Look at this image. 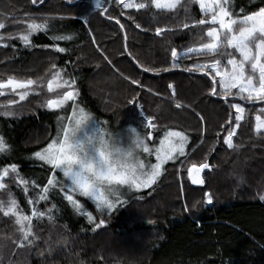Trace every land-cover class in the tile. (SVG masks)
I'll list each match as a JSON object with an SVG mask.
<instances>
[{
  "label": "trees",
  "instance_id": "16d2710c",
  "mask_svg": "<svg viewBox=\"0 0 264 264\" xmlns=\"http://www.w3.org/2000/svg\"><path fill=\"white\" fill-rule=\"evenodd\" d=\"M42 1L0 0V22L5 25L0 29V82L38 81L33 86L41 88L45 105L15 112L0 103V113H14L0 115V136L8 146L0 153V170L17 166L16 173L3 177L0 201L7 203L11 193L23 214L31 215L33 209L44 213L32 219L33 244L18 247L15 218L0 212V264H264V134L253 130L264 101L227 98L245 108L229 149L223 138L229 123L234 126L235 109L219 94L212 95L210 76L185 69L239 54L230 48L215 57L190 54L172 67L173 47L181 52L208 41L207 27L213 25L193 21L210 17L194 0H180L172 10L156 9L151 0H135L146 5L142 9L125 8L120 0H99L100 8L98 0H46L39 5ZM262 7L264 0L228 4L234 18ZM31 20L46 22V28L29 33ZM185 23L189 28H183ZM157 28L163 29L160 35ZM24 34L27 44L20 39ZM57 71L69 85L49 92L47 82ZM66 92L74 99L59 108L47 107L49 99H62ZM35 99L37 93L22 108L30 110ZM75 107L114 126L132 125L147 140L182 131L188 137L184 155L167 161L155 184L119 208L98 210L81 198L85 209L77 212L66 199L75 193L62 187L61 173L30 157L57 137ZM147 118L154 127H147ZM205 162L209 168L200 175L204 183L192 184L187 169ZM52 177L55 185L42 200ZM205 193L211 195V204Z\"/></svg>",
  "mask_w": 264,
  "mask_h": 264
},
{
  "label": "snow or ice",
  "instance_id": "6c2138e0",
  "mask_svg": "<svg viewBox=\"0 0 264 264\" xmlns=\"http://www.w3.org/2000/svg\"><path fill=\"white\" fill-rule=\"evenodd\" d=\"M35 2V0H34ZM195 3L199 4L200 10L205 16H209L210 19H199L193 21L194 25H206L211 24L213 26L207 27L206 36L208 37L207 42H201L198 46L186 47L184 51L178 52L176 47L171 49L172 57V67H178L177 60L181 57L188 55H204V56H221L225 55L221 52L223 48L234 49L236 53L239 54V58L231 53H227L226 64H222L220 59H212L208 63H197L193 64L191 67L186 68L185 71H200L204 72L205 75L210 76L212 80L211 89L212 95L219 94L220 98L229 103L227 97L234 96L239 97L241 100L246 101H264V7L260 8L258 12H253L250 15H245L243 17L234 18L230 11L228 10L229 0H194ZM179 0H151L152 6L156 9H175ZM100 8L99 0L96 5ZM125 8L136 7L138 9L145 8L144 3L133 4L131 0L124 4ZM219 25L217 28L215 25ZM5 27L4 23L0 22V29ZM46 28L45 23H37L35 20H31L27 24V30L29 33H35L38 30H44ZM183 28H189V24H183ZM163 29L157 28L156 34L160 35ZM71 36H58L55 39L70 40ZM20 39L25 42L29 41V36L27 34L21 35ZM59 52H64V48H59ZM55 67V65H53ZM148 71V69H145ZM167 71V69H165ZM217 78L218 81H217ZM133 84H137L138 81L132 80ZM217 83L219 85V93H217ZM37 81L32 79L17 81L9 78L6 82H0V89L5 87H11L15 89H26L18 93L20 100H24L28 95L27 89H30L33 85H36ZM65 85H69V81L63 80L61 82L60 72L57 71L53 74L52 79L48 80L47 88L48 91H53L55 88H61ZM172 88V85H168ZM235 89V92L233 90ZM74 99L72 92L64 93L62 99L47 101V107L50 109L59 108L64 104L65 100ZM15 100H9L4 107L7 109L9 105L15 104ZM177 107L180 104L177 103ZM231 109H235L234 115V126L229 123L228 134L223 138V143L227 145L229 149L233 148V136L236 134V129L241 126V121L243 119L245 108L241 106L240 103H229ZM261 114L255 116V126L254 132L258 135L264 134V108L259 110ZM0 115L12 116L14 113L11 110H6ZM88 114L80 109L79 113H74L73 117H77V123L80 120L87 119ZM70 118V122L72 118ZM148 119L147 127H154L150 118ZM201 119H203L201 117ZM68 126L61 125L60 131L62 132V138L48 144V146L41 152H36L34 155L41 161L52 166L53 170H59L61 173L63 171L61 165L66 159V145L65 141L67 139ZM188 142V137L182 131H167L164 137L159 142V147L155 149V163L150 164L146 170L145 174L138 179L131 180V188L139 190L142 188H148L155 184L157 178L161 174L162 165L169 160H174L176 155H184L185 145ZM8 148L5 140L0 136V153L6 151ZM149 152V147L146 146L144 153ZM208 163H201L198 167L193 164L187 169V174L192 184H203L204 180L201 178L200 173L203 169H208ZM17 172V166L11 165L10 168L6 167L0 170V189L5 188V184L2 182L3 177L9 174ZM75 176L73 174V182L66 183L64 181L60 182L62 187L68 188L70 191H78L84 197L89 198L95 203L98 210H112L118 203H120L119 197L122 195L120 190L111 197H104L95 191L89 190L86 186H79L78 190L75 186ZM55 177L49 178L47 185L43 188L40 195V199H46L47 193L49 191V186L55 185ZM20 183H27L21 180ZM112 183L117 186L127 185V181L120 180L119 178L112 181ZM129 188V187H128ZM27 191V189H25ZM9 199L7 203L0 201V212L4 216H12L15 218V224L18 225L17 231L20 234L18 247H27L33 244L34 235L32 233V219L33 217L43 216L44 213L38 212L33 209L31 215H25L19 209L15 199L11 197V193L8 194ZM205 201L208 204L212 203V197L209 193L204 194ZM66 199L72 204L73 208L79 212L80 204L73 200L71 195L66 196ZM260 199L264 201V195L260 196ZM31 203V201H29ZM195 206V205H193ZM89 222H92L93 217L91 214H86ZM51 218V217H50ZM104 221L101 220L97 227L103 224ZM151 223V221H150ZM14 243H16L14 241Z\"/></svg>",
  "mask_w": 264,
  "mask_h": 264
},
{
  "label": "clouds",
  "instance_id": "9594fccd",
  "mask_svg": "<svg viewBox=\"0 0 264 264\" xmlns=\"http://www.w3.org/2000/svg\"><path fill=\"white\" fill-rule=\"evenodd\" d=\"M92 119L77 123L73 117L68 127L66 145V159L61 167L63 178L68 183L73 182L75 173V186H86L89 190L111 197L120 190V185L112 183L115 179L127 181L131 188V180L138 179L145 174L146 165L142 160L147 146L144 134L128 126L121 136L105 127L95 136L81 138L83 126Z\"/></svg>",
  "mask_w": 264,
  "mask_h": 264
},
{
  "label": "rangeland",
  "instance_id": "374dc122",
  "mask_svg": "<svg viewBox=\"0 0 264 264\" xmlns=\"http://www.w3.org/2000/svg\"><path fill=\"white\" fill-rule=\"evenodd\" d=\"M123 4H125V3H128L129 2V0H120ZM180 1V0H179ZM131 3H133L134 5H135V0H131ZM259 11V10H258ZM258 11H256V12H258ZM104 15H106V11H105V13H104ZM248 15H250V14H248ZM217 28L219 27V25H217L216 26ZM237 58H239V56H236ZM227 61V60H226ZM226 61L225 62H221L222 64H226ZM219 79V78H218ZM32 80H34V79H32ZM20 81H22V80H20ZM35 81V80H34ZM37 83H38V81H37ZM40 90H41V88L40 87H36V86H32L30 89H27V91H28V95L25 97V99L24 100H20V98H19V95H18V93H20V92H22V91H26V89H15V90H13L11 87H5V88H3V89H0V103H2V104H5V103H7L9 100H15L16 101V103L15 104H12V105H9L8 106V109H14L15 108V112H18V111H20V109H21V111H24V112H26V111H33V110H36V109H38L39 107H44L45 105H44V103H43V99L42 98H40ZM16 93V94H15ZM37 93V99H35V100H33V106L31 107V109L30 110H27V109H23L22 107H24V106H26V105H28V103H29V100H28V98H30V96L31 95H35ZM73 96L75 97V95L73 94ZM3 97V98H2ZM8 97H10V99H8L7 100V98ZM57 100V99H56ZM72 100V99H71ZM66 101V100H65ZM65 103V102H64ZM242 106V105H241ZM243 107V106H242ZM20 108V109H19ZM19 109V110H18ZM80 109H82V108H80V107H75L74 109H73V111H72V113H71V115L69 116V124H70V118L71 117H73V115H74V113H79V111H80ZM84 112L86 113V114H91V116H92V119L90 120V121H88L84 126H83V128H82V130H81V133H80V136H81V138H85V137H89V136H95V135H97L99 132H100V130H101V128H103V127H105V128H107V129H110V130H112V131H114V132H116V133H119L121 136H123L124 135V130L128 127V126H132V125H119V126H114L112 123H110V122H106V119H100L99 117H97V116H95L93 113H91V112H89V111H85L84 110ZM21 113H23V112H21ZM68 124V125H69ZM132 127H134V126H132ZM135 128V127H134ZM58 135H59V138H62V132L60 131V129H59V131H58V133H57V137L55 138H53L48 144H50V143H53L54 141H57L58 140ZM164 137V136H163ZM163 137H161V138H158L157 140H155L154 138H149L148 140L146 139V143H147V146L149 147V152L148 153H141V157H142V160H143V162L145 163V165H146V168L150 165V164H152V163H155L156 162V160H155V149L157 148V147H159V142H160V140L163 138ZM234 137V136H233ZM154 139V140H153ZM43 142V141H42ZM41 143V142H40ZM48 144L46 145V146H44L43 148H40V149H37L36 151H34L31 155H30V157L31 158H33V159H35V160H37V161H41V160H39L38 158H36L35 157V153L36 152H41V151H43V149H45L47 146H48ZM185 147H186V145H185ZM163 167H164V164L162 165V169H161V173H162V171H163ZM56 171H58L59 172V170H56ZM60 173V172H59ZM58 176H60V177H62V179H64L63 178V176H62V174L61 175H58ZM160 176V175H159ZM158 179V178H157ZM157 181V180H156ZM2 182H4V184H5V181L4 180H2ZM64 182H66V181H64ZM145 189H147V188H142V189H139V190H135V189H130V188H128L127 186H120V192L122 193V195L119 197V199H120V203H118L117 204V206L114 208V209H112V210H115V209H117V208H119L129 197H131V196H134V195H137V194H139V193H141L143 190H145ZM70 191V190H69ZM70 192H74L75 194L74 195H71L72 197H73V200H75V201H77L79 204H80V208H82V209H85V207H84V205L82 204V202H81V198H86V199H88V200H90L89 198H87V197H84L83 195H81L78 191H70ZM90 201H92V200H90ZM93 202V201H92ZM94 203V202H93ZM104 210H106V211H112V210H107V209H104Z\"/></svg>",
  "mask_w": 264,
  "mask_h": 264
},
{
  "label": "water",
  "instance_id": "95a60500",
  "mask_svg": "<svg viewBox=\"0 0 264 264\" xmlns=\"http://www.w3.org/2000/svg\"><path fill=\"white\" fill-rule=\"evenodd\" d=\"M46 0H43L39 5H41L43 2H45ZM78 1V0H77ZM228 98V97H227ZM257 102H260V101H257ZM252 103H254V102H252ZM198 167V166H197ZM205 169H203V170H201V173H200V175L202 176V173H203V171H204Z\"/></svg>",
  "mask_w": 264,
  "mask_h": 264
},
{
  "label": "flooded vegetation",
  "instance_id": "af4514ba",
  "mask_svg": "<svg viewBox=\"0 0 264 264\" xmlns=\"http://www.w3.org/2000/svg\"><path fill=\"white\" fill-rule=\"evenodd\" d=\"M39 108H41V107H39ZM39 108H38V109H39ZM36 110H37V109H36ZM58 110H59V109H58ZM70 115H71V113H70ZM70 115H69V116H70ZM68 124H69V119H68V122H67L66 126H68Z\"/></svg>",
  "mask_w": 264,
  "mask_h": 264
}]
</instances>
